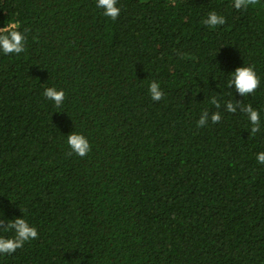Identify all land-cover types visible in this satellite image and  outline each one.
Segmentation results:
<instances>
[{
    "label": "trees",
    "instance_id": "16d2710c",
    "mask_svg": "<svg viewBox=\"0 0 264 264\" xmlns=\"http://www.w3.org/2000/svg\"><path fill=\"white\" fill-rule=\"evenodd\" d=\"M118 6L112 20L95 0H0V28L27 36L0 54V220L24 213L38 230L0 264H264V0ZM209 11L225 24L204 25ZM244 64L260 85L241 97L227 82ZM227 100L256 108L261 130ZM203 110L222 118L197 128ZM73 131L84 157L70 154Z\"/></svg>",
    "mask_w": 264,
    "mask_h": 264
},
{
    "label": "clouds",
    "instance_id": "9594fccd",
    "mask_svg": "<svg viewBox=\"0 0 264 264\" xmlns=\"http://www.w3.org/2000/svg\"><path fill=\"white\" fill-rule=\"evenodd\" d=\"M249 2L250 0H232V5L235 9L239 10L247 7ZM95 7L102 10V14L112 20H116L121 12V8L118 6V0H95ZM225 22V17L216 11H209L202 20V23L210 28L222 26ZM26 40V30H22L17 22L6 24L3 28H0V54H21L25 50ZM259 85L260 78L255 69L245 64L237 67L231 73L230 79L227 82V86L230 89H234V92L241 97L253 94ZM148 94L155 102L163 99L164 91L157 80H151L148 83ZM42 95L52 101L54 107L61 108L64 104L66 94L62 88L49 86L44 89ZM209 102L217 109L221 107V100L217 96L210 97ZM223 107L228 113H236L238 111L243 113L250 125L249 132L251 134H256L261 130L260 112L251 104H244L236 100L235 102L227 100L223 102ZM221 118L222 114L219 111L210 113L208 110H203L196 122V126L197 128L204 127L209 121L215 124ZM66 137L70 154L84 157L90 152V142L82 132L73 131ZM256 161L259 165H264V151L256 154ZM0 228L11 232V235L8 236L0 235V256L11 255L17 249L22 248L25 243L38 238L37 228L28 222L24 213L22 217L9 220L6 227L3 226V219L0 220Z\"/></svg>",
    "mask_w": 264,
    "mask_h": 264
}]
</instances>
